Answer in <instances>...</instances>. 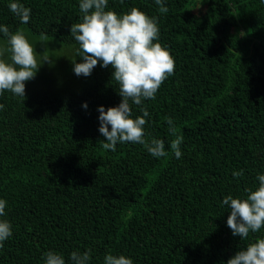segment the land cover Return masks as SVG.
I'll use <instances>...</instances> for the list:
<instances>
[{
  "label": "trees",
  "instance_id": "obj_1",
  "mask_svg": "<svg viewBox=\"0 0 264 264\" xmlns=\"http://www.w3.org/2000/svg\"><path fill=\"white\" fill-rule=\"evenodd\" d=\"M195 1L163 0L164 14L155 0H109L106 9L157 17L154 43L175 61L154 100L130 101L132 118L142 116L140 107L149 112L145 139L165 142L168 155L156 158L139 143H118L114 152L99 144L106 139L98 109L118 107L122 97L102 61L88 77L73 71L84 62L70 31L82 22L81 0H0V25L25 35L40 67L25 100L0 95V199L7 202L0 220L13 232L0 264H45L48 251L66 264L74 251L89 252V264H104L108 254L133 264H227L264 238V228L246 240L233 236L222 206L226 196L246 198L264 175V0H201L198 13ZM11 2L31 9L27 24ZM8 46L0 33V49ZM51 47L68 59L47 55ZM0 58L11 63L10 53ZM177 136L180 159L170 147Z\"/></svg>",
  "mask_w": 264,
  "mask_h": 264
},
{
  "label": "clouds",
  "instance_id": "obj_2",
  "mask_svg": "<svg viewBox=\"0 0 264 264\" xmlns=\"http://www.w3.org/2000/svg\"><path fill=\"white\" fill-rule=\"evenodd\" d=\"M109 0H81L80 11L82 22L71 26V36L79 44L78 55L83 63H74L73 71L77 76L88 77L93 69L102 61V67L114 69L113 80L118 84V94L122 102L118 107L105 110L98 109L99 132L106 139L99 144L103 150L116 151L117 144L139 143L150 155L156 158L166 157L165 142L159 139H145L144 126L149 116L146 108L140 107L142 116L132 118V104L141 106L145 100H154L162 84L174 74L175 61L170 52L160 43H154L159 38L157 17H149L138 8L119 15L107 10ZM123 3V0H121ZM160 5L159 12L164 14L168 8L163 6V0H155ZM10 11L27 24L31 9L18 2L9 4ZM0 33L7 37L8 47L0 49V57L5 52L10 53V61L0 58V95L5 91L17 97L26 99V82L35 78L40 67L36 59V51L21 32L10 33L8 26L0 25ZM48 37L41 34V40ZM47 62V61H46ZM4 105L0 104V110ZM87 109L88 105H83ZM168 131L176 136V128L171 118H166ZM110 129V130H109ZM182 136L171 141L170 147L177 159L182 152L180 145ZM233 176H243V170L234 172ZM259 186L248 189L244 199L233 198L231 195L223 199L222 206L230 209L227 225L233 236L243 240L250 233H257L264 228V175L258 174ZM6 201L0 199V217L5 215ZM12 226L6 220H0V248L12 236ZM72 264H89V252H72ZM45 264H66L65 258L53 251L44 254ZM104 264H133L130 258L123 255L105 256ZM227 264H264V238L250 243L244 250L238 251Z\"/></svg>",
  "mask_w": 264,
  "mask_h": 264
},
{
  "label": "rangeland",
  "instance_id": "obj_3",
  "mask_svg": "<svg viewBox=\"0 0 264 264\" xmlns=\"http://www.w3.org/2000/svg\"><path fill=\"white\" fill-rule=\"evenodd\" d=\"M201 6H203L204 8H206L205 7L206 6V2L205 1H201V0H196L195 1V9H194V12L195 13H198V12L203 11L202 9H200ZM60 53H61L60 51H58L56 48H53V47L47 49V51H46V54L47 55H49V56H57L59 58V61H63V63H64L65 59H68V58H64V57L62 58L59 55Z\"/></svg>",
  "mask_w": 264,
  "mask_h": 264
}]
</instances>
